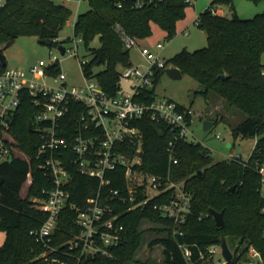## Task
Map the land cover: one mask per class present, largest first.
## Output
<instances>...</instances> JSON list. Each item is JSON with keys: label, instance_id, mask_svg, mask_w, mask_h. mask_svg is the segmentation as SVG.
Listing matches in <instances>:
<instances>
[{"label": "trees", "instance_id": "1", "mask_svg": "<svg viewBox=\"0 0 264 264\" xmlns=\"http://www.w3.org/2000/svg\"><path fill=\"white\" fill-rule=\"evenodd\" d=\"M88 1L90 8L79 13L74 22V35L83 39L92 56L82 70L112 96L121 90L122 69L132 64L130 50L124 48L117 29L120 27L144 39L151 34L154 21L173 37L177 21L184 17L191 4L188 0H162L140 8L131 0L124 1L122 7L117 6L116 0ZM231 2L213 0L199 14L197 23L207 33L205 47L194 51L184 49L170 61L183 75L190 74L201 84L198 93L205 98L214 93L230 112L240 111L245 115L232 127V136L235 139L258 137L251 155L243 160L226 158L215 162L210 149L201 142L180 141L174 149V156L179 161L171 163L168 144L174 138L175 128L154 121L148 115L136 119L134 124L143 133L140 169L158 175L170 172L173 180H184L186 189L192 193V210L183 227V235L173 234V222L150 206L123 212L121 222L126 240L112 249V257L98 256L90 264L138 262L136 253L147 233L141 227L145 221L153 223L150 230L157 232L150 246H162V264H190L181 243L192 248L195 259L199 249L219 244L223 237L227 238L234 255L226 264H243L248 259L247 249L243 247L246 243L257 248L264 258V197L259 190L257 170L264 164V13L241 18L237 13L228 17L216 12L219 4ZM71 15L72 10L67 5L54 0H6L0 6V51L26 35L50 39L52 45L63 42L60 32ZM96 39L100 41L98 47L92 46ZM170 61L167 60V65ZM163 71L165 69L157 72L155 87ZM155 87L148 90L151 95L156 93ZM30 105L28 100L22 102L11 129L18 139V146L27 153L30 161L11 156L0 162V230L5 233L0 246V264H48L39 256L45 250L44 245L30 234L46 219V215L33 205L31 197L42 196L44 189L53 186L44 175L41 160L36 157L39 139L29 128L33 119ZM210 114L213 126L226 119L220 111ZM29 171L32 182L27 196L22 197L21 189ZM70 171L71 201L78 207L83 206L95 193L98 180L80 174L75 168ZM117 173L121 178L114 180L112 185L122 188L124 176L122 172ZM121 208L126 209V205ZM212 209L223 212V226L216 225ZM75 217V208L62 211L52 244L72 237L77 230Z\"/></svg>", "mask_w": 264, "mask_h": 264}, {"label": "built area", "instance_id": "2", "mask_svg": "<svg viewBox=\"0 0 264 264\" xmlns=\"http://www.w3.org/2000/svg\"><path fill=\"white\" fill-rule=\"evenodd\" d=\"M124 1L127 0H116L117 6L122 7ZM131 1L142 8L162 0ZM4 3L0 0V6ZM117 31L124 48L138 47L148 63L145 68L131 64L122 69L121 80L130 82L131 92H123L120 82L118 94L109 95L95 78L84 72V84L69 86L67 75L58 67V57L50 63L39 60L28 70L4 66L0 62V152L5 158L19 156L30 161L11 132L18 108L22 102L30 101L31 130L39 139L36 157L41 160L44 175L53 183L51 188L42 191V196L31 197L33 205L46 215L41 226L32 229L30 234L44 245L45 250L39 256L48 264H90L98 256L112 257V249L126 240L121 217L127 210L150 206L173 222V234L178 235H183V227L192 210V193L186 189L184 180H173L170 172L158 175L140 169L143 133L134 124L138 118L148 115L154 121L175 128L174 138L168 144L171 163L179 161L174 156L178 142H198L190 129L192 109L148 92L155 87L157 72L168 68L162 56L165 44L158 42L154 50L122 28ZM73 40L76 49L70 55H78L83 39L75 36ZM53 45L59 52V46L63 45L62 54L68 52L64 42ZM216 136L221 138L219 134ZM229 158L243 160L240 156ZM71 168L98 180L95 193L83 206L78 207L71 201ZM257 170L259 190L264 197V164ZM117 172L124 176L122 188L112 185L114 180L121 178ZM27 181L29 188L31 171ZM124 205L126 209L121 208ZM68 207L76 210L74 225L77 230L68 240L52 244L60 215ZM180 247L190 264L227 262L221 243L199 249L195 259L188 244L181 243ZM243 247L248 257L243 264H264L257 248L247 243Z\"/></svg>", "mask_w": 264, "mask_h": 264}, {"label": "rangeland", "instance_id": "3", "mask_svg": "<svg viewBox=\"0 0 264 264\" xmlns=\"http://www.w3.org/2000/svg\"><path fill=\"white\" fill-rule=\"evenodd\" d=\"M6 1V0H2ZM67 5L72 10V15L69 22L60 32V40L63 41L68 48L66 54L59 52L54 45L39 43L36 44L38 38L35 36H20L10 46L4 49L7 66L24 68L28 70L31 65L39 60H45L47 63L53 61L54 57L59 58L58 67L67 75L69 86H80L85 83V75L82 70V62L90 60L91 54L86 48L84 42H80L78 55H70L76 49V43L73 40L74 22L79 13L87 11L89 6L88 0H54ZM213 0H193L186 8L183 18L176 23V33L173 37L169 36V32L161 27L158 23H151V34L141 40V44L148 45L155 50L158 42H163L165 48L162 51V56L166 60L171 58L178 52L187 49L194 51L205 47L208 44L207 33L201 29L197 23L199 14L207 9ZM223 9L224 15L232 17L237 13L241 18H251L258 13H264V0L255 2L253 0H232L231 4H219ZM218 9V8H217ZM92 46H100V41L96 39ZM131 63L134 66L145 68L147 61L139 52L138 47L130 49ZM264 63V53L262 55ZM170 61L168 68L172 67ZM123 92H131L130 82L122 78ZM201 84L190 74H184L179 79L172 78L167 72L163 71L160 75L155 91L159 98L171 99L187 108L192 109V118L190 129L197 141L207 146L213 156L214 161H220L232 156H240L247 159L257 142L258 137H238L232 136V127L241 122L245 115L240 112H230L224 107L223 101L212 93L208 98H205L201 93ZM234 110V109H232ZM211 111L221 112L225 116V120H219L209 129L204 128V123L207 120L214 121ZM235 111V110H234ZM219 134L221 138L216 135ZM191 138H193L191 136ZM231 147H228V144ZM21 149V148H20ZM5 159L0 152V162ZM28 181L26 180L21 189L22 197L27 196ZM142 229H146L147 233L142 239V243L137 250L136 258L138 262L130 264H162L163 248L161 245L150 246V241L157 237L155 230H150L154 227L153 223L143 222ZM5 240V233L0 230V246Z\"/></svg>", "mask_w": 264, "mask_h": 264}, {"label": "water", "instance_id": "4", "mask_svg": "<svg viewBox=\"0 0 264 264\" xmlns=\"http://www.w3.org/2000/svg\"><path fill=\"white\" fill-rule=\"evenodd\" d=\"M39 43H44V44L50 45L51 44V40L50 39H38L36 47H38ZM59 48H60L61 52L63 53L64 52V46L60 45ZM0 62L4 66L7 65L6 57H5L3 51H0ZM165 72H167L174 79H179V78H181L183 76L182 71L176 66H172L170 68H167L165 70ZM212 126H213V121H210V120L205 121L204 128L206 130L211 128ZM29 128L32 129L31 122L29 123ZM228 147H231L230 143L228 144ZM139 155H140V153H139ZM200 173H201V171H200ZM1 182H2V180H0V183ZM231 189L233 190L234 186ZM211 214L213 215V217L215 219V222H216V225L218 227H221V226L224 225L225 221H224L223 212H218V211L212 209L211 210ZM221 246L223 248V255L226 258V260L227 261L232 260L234 255H233V252L231 251V249L229 247V244H228V241H227L226 237L222 238Z\"/></svg>", "mask_w": 264, "mask_h": 264}, {"label": "crops", "instance_id": "5", "mask_svg": "<svg viewBox=\"0 0 264 264\" xmlns=\"http://www.w3.org/2000/svg\"><path fill=\"white\" fill-rule=\"evenodd\" d=\"M217 11H218V13H220V14H224V13H223V9H222L221 7H218Z\"/></svg>", "mask_w": 264, "mask_h": 264}]
</instances>
